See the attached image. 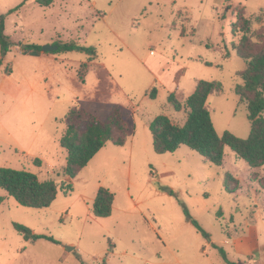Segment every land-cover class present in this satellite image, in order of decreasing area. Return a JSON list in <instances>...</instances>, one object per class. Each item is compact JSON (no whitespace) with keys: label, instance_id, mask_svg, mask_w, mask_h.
<instances>
[{"label":"rangeland","instance_id":"obj_1","mask_svg":"<svg viewBox=\"0 0 264 264\" xmlns=\"http://www.w3.org/2000/svg\"><path fill=\"white\" fill-rule=\"evenodd\" d=\"M22 2L0 0L10 40L4 56L0 45V168L60 188L44 209L23 207L0 189V264H264V168H250L229 148L221 167L185 146L159 155L149 130L159 115L176 125L187 119L188 110L176 112L152 83L179 64L187 74L177 95L196 80L214 82L207 108L217 132L249 136L247 101L236 94L247 65L235 53L242 33L233 24L244 10L255 42H264V0H56L49 7L27 0L11 13ZM72 41L97 49L93 65L79 52L22 54L24 46ZM82 62L91 65L86 85ZM77 97H88L100 121L113 103L126 104L128 143L106 144L70 179L58 138ZM226 174L238 182L235 194L225 189ZM64 184L72 186L68 195ZM100 187L115 195L104 219L93 216ZM14 223L56 242L26 239Z\"/></svg>","mask_w":264,"mask_h":264},{"label":"trees","instance_id":"obj_2","mask_svg":"<svg viewBox=\"0 0 264 264\" xmlns=\"http://www.w3.org/2000/svg\"><path fill=\"white\" fill-rule=\"evenodd\" d=\"M55 1L41 0L40 4L49 7ZM24 2L11 13L19 10ZM250 24L251 20L245 15L244 10L238 11L233 24V32L236 33L239 29L242 36L239 43L234 46V50L236 55L246 62L247 67L241 74L243 85L237 86L236 94L247 101L248 119L251 124L249 136L242 139L229 131L223 134L217 132L207 108V101L216 89V84L201 80L197 83L193 94L184 102L179 101L174 94L168 97V103L176 112H181L183 108L188 110L187 119L183 125L173 124L165 115L155 117L150 123L149 130L156 154L175 153L180 147L185 146L202 156L207 163L221 167L224 163L225 151L229 148L250 168H264V42L261 44L255 42L253 34L250 33ZM0 45L4 56L9 51L10 40L5 33V21L1 16ZM55 45L59 49L52 54L85 53L89 57V62L97 56L95 47L83 46L74 41L64 44L55 43ZM22 54L40 57L43 54L42 47L28 45L23 49ZM1 65L2 59H0V67ZM88 69V62L81 65L78 74L81 82H84ZM11 73V69L8 68L6 74ZM178 76L176 82H178ZM156 92L157 89L154 88L150 97L154 99ZM125 112L122 107L114 106L105 121L91 117L80 122L84 111L76 108L70 109L65 118L66 132L59 141L60 146L67 151V161L63 172L68 178L74 179L106 144L111 143L117 147L125 146L127 142ZM35 162L39 163V160ZM259 185L264 189V183H259ZM59 188L56 182L40 181L31 172L0 168V189L6 191L8 196L14 198L23 207L33 209L50 207L58 195ZM61 189L65 195L72 192L71 185H61ZM225 189L230 194H235L239 189L237 180L230 174H226ZM4 200V197H0V206ZM114 201L115 195L108 189L100 187L93 203V216L96 219L110 217ZM194 223L201 230V227L196 222ZM14 228L26 239L31 236L34 240L46 239L56 242L48 236L32 235V231L21 224L14 223Z\"/></svg>","mask_w":264,"mask_h":264},{"label":"crops","instance_id":"obj_3","mask_svg":"<svg viewBox=\"0 0 264 264\" xmlns=\"http://www.w3.org/2000/svg\"><path fill=\"white\" fill-rule=\"evenodd\" d=\"M84 62H82L81 64H83ZM90 64L91 65H93L92 64V62H90ZM90 64H88L89 65V69H88V72H87V74H86V76H85V80H84V82H83V84L84 85H86L85 83H86V79H87V76H88V73H89V71H90V69H91V65ZM103 66V65H102ZM103 67H105V66H103ZM149 72H150V74L151 75H154L153 74V72L151 71V70H149ZM187 74V72L184 70V69H182L181 68V65H179V64H176L175 66H174V69L173 68H171L170 70L169 69H164L163 71H162V74L160 75V77H155L154 78V80L152 81V83L154 82V85H156L157 83L161 86V88H163L164 90H166L167 91V93L170 95V94H174L175 96H176V98L179 100V101H183V100H186L193 92H194V90H195V87H196V85H197V83H198V80H196L195 82H194V84H193V86L192 87H190L189 88V90H188V92H187V94H181V96H179V95H177V91H179V92H181V88H182V79H183V77L185 76ZM177 75H179L178 76V82H176V77H177ZM108 76H109V78H111V80L114 82V79L112 78V76H111V74H109L108 73ZM97 77H98V84L101 82V77L99 76V75H97ZM154 77V76H153ZM153 90V89H152ZM151 90V91H152ZM115 91H116V89H115ZM150 91V92H151ZM159 90L157 89V92H156V94H155V99L158 97V95H159ZM118 93H119V91H118ZM88 99V97L87 98H84V99H82V98H79V97H77V98H75V101H76V105L74 104V106H72V108H76V109H78V110H80V111H84V113L85 114H87V115H89V116H93V117H95L96 119H98L99 120V118H97V116L94 114V110L91 108V107H89V106H87L86 105V100ZM128 102H130L131 103V101H129L128 100ZM101 103H103V104H106L105 102H101ZM113 104H116V105H114V106H120V107H122L124 110H126L127 111V109H125V107H126V104H124V105H122V104H117V103H113ZM110 105H112V103H110ZM113 106V107H114ZM71 108V109H72ZM109 116V115H108ZM64 127H63V130H62V132H61V134H60V136H59V141H60V139L62 138V136L65 134V132H66V129H67V125H66V122H65V120H64ZM128 143V140H127V142H126V144ZM124 147V146H123ZM104 150V149H103ZM102 150V151H103Z\"/></svg>","mask_w":264,"mask_h":264},{"label":"water","instance_id":"obj_4","mask_svg":"<svg viewBox=\"0 0 264 264\" xmlns=\"http://www.w3.org/2000/svg\"><path fill=\"white\" fill-rule=\"evenodd\" d=\"M26 46L23 47V49H25ZM59 49V47L57 45H53V46H45L42 48V52L43 53H52L54 51H57Z\"/></svg>","mask_w":264,"mask_h":264}]
</instances>
